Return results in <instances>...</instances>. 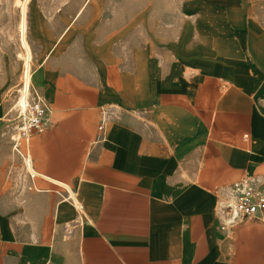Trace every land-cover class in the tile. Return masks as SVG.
<instances>
[{
    "label": "crops",
    "instance_id": "0c3cea01",
    "mask_svg": "<svg viewBox=\"0 0 264 264\" xmlns=\"http://www.w3.org/2000/svg\"><path fill=\"white\" fill-rule=\"evenodd\" d=\"M247 8L188 0L140 55H99L86 31L82 55H42L45 125L0 199V264H264V221L227 209L234 181L264 193V28Z\"/></svg>",
    "mask_w": 264,
    "mask_h": 264
},
{
    "label": "rangeland",
    "instance_id": "374dc122",
    "mask_svg": "<svg viewBox=\"0 0 264 264\" xmlns=\"http://www.w3.org/2000/svg\"><path fill=\"white\" fill-rule=\"evenodd\" d=\"M186 1L28 0L26 40L34 72L29 84V104L26 112L21 113L17 99L26 53L18 27L22 10L19 0H0V199L10 192L14 171L25 166L22 158L25 139L21 133L31 117L32 107L35 103H45L37 90L35 74L42 55H82L80 34L85 31L97 39L93 51L97 50L99 55H140V43L153 36L155 29L161 30L177 19ZM244 2L250 18L264 28V0ZM82 7L79 15L77 12ZM75 15L79 16L75 18ZM87 50L90 52V46Z\"/></svg>",
    "mask_w": 264,
    "mask_h": 264
},
{
    "label": "built area",
    "instance_id": "2783aa9c",
    "mask_svg": "<svg viewBox=\"0 0 264 264\" xmlns=\"http://www.w3.org/2000/svg\"><path fill=\"white\" fill-rule=\"evenodd\" d=\"M36 100L39 101L37 97ZM46 109L45 104L39 103H35L32 107L31 117L27 119V125L24 127L25 130L21 133L25 141L31 130L41 131L44 128ZM99 129H102L101 124L99 125ZM17 151L19 152L18 149ZM33 175L31 173L30 177H33ZM229 191L233 200L227 204V209L232 217L256 216L258 219L264 221V193L262 191L249 185L246 179L232 182L229 186ZM71 200L75 207L81 209L78 199L73 197Z\"/></svg>",
    "mask_w": 264,
    "mask_h": 264
},
{
    "label": "bare ground",
    "instance_id": "6f19581e",
    "mask_svg": "<svg viewBox=\"0 0 264 264\" xmlns=\"http://www.w3.org/2000/svg\"><path fill=\"white\" fill-rule=\"evenodd\" d=\"M19 8L22 10V18L19 16V22H18V27L19 31L22 33V43L26 49V53L24 54L23 57V69H22V85L19 89V95L17 99V106L18 110L21 113H25L27 110V106L29 104V84L31 83V76L33 74L32 68H31V50L29 48V45L26 40V31H27V2L28 0H19ZM80 13V11L78 12ZM23 119V118H22ZM17 140V139H16ZM19 150V149H18ZM21 155V154H20ZM23 156V155H22ZM25 156V155H24ZM23 158V157H22ZM26 158V157H25ZM24 158V161L26 160Z\"/></svg>",
    "mask_w": 264,
    "mask_h": 264
}]
</instances>
